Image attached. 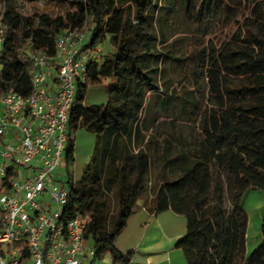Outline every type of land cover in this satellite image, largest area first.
I'll use <instances>...</instances> for the list:
<instances>
[{"label":"trees","instance_id":"16d2710c","mask_svg":"<svg viewBox=\"0 0 264 264\" xmlns=\"http://www.w3.org/2000/svg\"><path fill=\"white\" fill-rule=\"evenodd\" d=\"M198 1L203 10L209 2ZM160 2L72 0L57 14L24 16L7 0L0 16V94L13 90L29 95L30 62L21 59L22 51L38 50L54 58L57 38L66 30L86 26L92 47L110 44L112 51L90 64L70 111L68 167L75 161L80 129L95 134L96 142L82 180L74 182L68 171L66 212L80 210L89 216L85 239L94 260L109 254L112 264H131L132 254L121 253L115 243L147 190L151 159L146 146L155 131L142 119L147 98L162 93V105L174 98L186 109L200 99L195 91L201 74L206 121L194 149L165 139L169 144L158 155L154 211L171 210L186 218L177 248L187 264H264V220L263 241L247 257L249 216L244 208L250 190L264 192V0H251L250 15L236 23L233 33L207 44L195 59L193 90L180 92L159 77L164 55L154 42L165 33L157 30L150 11ZM105 79L110 80L107 102L84 105L89 87Z\"/></svg>","mask_w":264,"mask_h":264},{"label":"built area","instance_id":"2783aa9c","mask_svg":"<svg viewBox=\"0 0 264 264\" xmlns=\"http://www.w3.org/2000/svg\"><path fill=\"white\" fill-rule=\"evenodd\" d=\"M90 37L86 26L66 30L54 58L27 49L32 92L0 94V264H86L89 216L66 212L71 185L56 177L68 172V123L78 86L103 56Z\"/></svg>","mask_w":264,"mask_h":264},{"label":"rangeland","instance_id":"374dc122","mask_svg":"<svg viewBox=\"0 0 264 264\" xmlns=\"http://www.w3.org/2000/svg\"><path fill=\"white\" fill-rule=\"evenodd\" d=\"M17 11L24 16H32L35 12L57 14L69 7L72 0H13ZM251 0H209L202 9V1L198 0H161L157 9H152L150 15L153 18L158 31H164L165 37L157 36L154 42L155 50L163 53L164 60L159 67L160 79L167 84L175 85V92L184 88L193 90L195 71L197 64L195 59L205 51L211 40L220 42L229 37L236 29V23L241 22L244 17L251 13ZM7 0H0V16L2 15ZM101 53L107 55L112 51L110 44L98 45ZM26 48V47H24ZM22 48V49H24ZM25 52L21 53V59H25ZM200 87L196 89L200 95L199 101L186 109L181 106L178 99L167 98L166 104L162 105L161 99L165 98L162 93L151 94L147 98L146 107L142 119L155 129L154 137L149 139L146 152L151 159V168L148 174L147 190L140 199L146 202L154 200V189L160 172L159 153L168 146V138L174 146L184 144L187 150L194 149L200 137L206 121L207 106L202 98L206 91L205 81L200 74ZM110 80L105 79L101 84L90 86L85 103L88 105L105 104L108 100ZM151 134L148 132L147 136ZM76 150L74 164L70 163L68 171L71 172L74 182L82 180L84 171L91 161V155L95 148L96 137L85 128L76 134ZM182 143H178V140ZM157 148L159 151L157 152ZM62 176L56 179L65 182L69 187V175L67 170L62 169ZM171 173V172H170ZM251 196V195H249ZM245 197L246 209L251 215L250 239L248 241L249 252L258 245L257 237L260 235V225L256 222L255 203H250V197ZM255 197V195H254ZM46 202L50 201L49 196ZM116 211V201H112ZM187 227V226H186ZM131 225L126 232L120 233L116 244L130 243L138 233ZM88 258L86 264H111L109 261L94 260L90 255L91 244L87 246Z\"/></svg>","mask_w":264,"mask_h":264},{"label":"crops","instance_id":"0c3cea01","mask_svg":"<svg viewBox=\"0 0 264 264\" xmlns=\"http://www.w3.org/2000/svg\"><path fill=\"white\" fill-rule=\"evenodd\" d=\"M84 105L90 106L85 101ZM246 196L250 197V203H255V207H253L255 219L260 225V235L256 238L258 245L253 249L254 251L263 241L261 225L264 220V192L252 189ZM246 203L247 200L245 202L244 198V208L249 216L246 236V256L248 257L253 252L248 253L252 217L246 209ZM131 225L138 231L134 239L130 243L126 242L121 245L115 243L121 253L132 254L131 264H187L183 251L177 248L178 241L185 235L187 229V221L184 216L177 215L171 210L155 214L153 200L146 202L139 199L135 211L127 221L122 233L126 232ZM103 259L112 264L109 254L105 255Z\"/></svg>","mask_w":264,"mask_h":264}]
</instances>
